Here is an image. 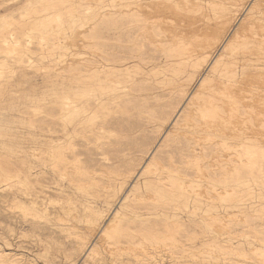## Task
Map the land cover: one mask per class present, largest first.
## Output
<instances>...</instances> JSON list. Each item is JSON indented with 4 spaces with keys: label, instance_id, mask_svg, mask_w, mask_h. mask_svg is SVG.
<instances>
[{
    "label": "bare ground",
    "instance_id": "6f19581e",
    "mask_svg": "<svg viewBox=\"0 0 264 264\" xmlns=\"http://www.w3.org/2000/svg\"><path fill=\"white\" fill-rule=\"evenodd\" d=\"M46 1L0 34L58 49L0 150V218L56 244L7 228L0 264H264V0Z\"/></svg>",
    "mask_w": 264,
    "mask_h": 264
},
{
    "label": "rangeland",
    "instance_id": "374dc122",
    "mask_svg": "<svg viewBox=\"0 0 264 264\" xmlns=\"http://www.w3.org/2000/svg\"><path fill=\"white\" fill-rule=\"evenodd\" d=\"M4 2L5 5L1 6L0 7V34L3 35L8 28H11L12 26L16 29H19V28H30L29 26H32V25H25L23 22L25 20V16L26 15H29L32 14L33 12H38L42 5L47 3L46 0H41V2H39V0H19V1H16L14 3H11L10 0H0V3ZM45 1V2H44ZM35 2H38L40 4L37 3L35 4V8H34V3ZM29 3V4H27ZM33 3V5H32ZM32 6H31V5ZM30 6V7H29ZM39 6V7H38ZM29 7V8H28ZM36 10H33V8ZM38 7V8H37ZM37 8V9H36ZM21 12V13H20ZM26 12H29L28 14ZM25 14L24 16L22 14ZM21 14V15H20ZM22 16V17H21ZM88 16V15H87ZM7 35V34H5ZM17 35H21L20 33H17ZM50 36H53V37H56V38H60L62 37V32L59 31L58 29L53 31V33H51ZM61 40V39H60ZM62 41V40H61ZM28 44V49L27 51H24L22 52L24 54V56L21 54V53H17V52H13V50H11L10 48V53H8L9 51H7V47H3L1 48L2 50L0 51V53H2V56L0 54V56L3 58L4 56H9V55H13L16 56V58L14 59V56H13V59L11 56L7 57L5 60L1 58L0 60V63L2 65H0L1 68H3L2 70V76H1V80L0 82V109H1V112H0V123L2 125V123L4 122L6 124V122H8L6 125H4V129L2 128L3 125L1 126L0 125V150L2 149V151H0V153L2 154H10V151L11 149L14 147V144L17 140V137L19 136V134H21V132H26L27 129H28V115L26 114L25 110V106L27 104H29V102L33 99V98H40L42 96V78H43V75H44V70L47 66H50L52 65L54 58L56 57L57 58V53H58V49H54L55 51V55L53 56L52 53H50L51 51H47L46 50H41L38 46H36L34 43H30V42H27ZM6 49V51H4ZM47 51V52H46ZM52 50V52H54ZM6 52V53H5ZM27 52V53H26ZM57 52V53H56ZM26 53V55H25ZM43 53V54H42ZM49 53V55L51 54V57L48 55L47 57V54ZM4 54V56H3ZM16 54V55H15ZM19 54V55H17ZM57 54V55H56ZM28 55H29V58L32 57L33 59L30 58V61L28 60ZM41 55V56H40ZM25 59V61H23ZM9 60V61H8ZM28 60V61H26ZM5 61V62H4ZM14 63L12 64L10 67H8L11 63ZM26 62V65L24 63H21V62ZM30 62V64H29ZM33 62V63H32ZM49 62V65L47 64ZM7 65H6V64ZM10 63V64H8ZM32 64V65H31ZM4 65V67H2ZM36 66V69H35V66ZM25 66V68H23ZM32 66V67H31ZM34 66V67H33ZM13 68V69H12ZM22 68V69H21ZM12 69V70H11ZM15 69V70H14ZM44 69V70H43ZM14 70V71H13ZM36 70V71H35ZM13 71V73H12ZM43 71V72H42ZM22 75V76H21ZM11 76V77H10ZM4 77V79L2 80V78ZM10 78V79H9ZM8 83V84H7ZM24 83V85H23ZM10 85V86H9ZM39 85V86H38ZM2 87V88H1ZM5 87V89H4ZM4 89V90H3ZM40 90V91H39ZM3 91V92H2ZM18 92V93H17ZM2 94V95H1ZM4 94V95H3ZM7 95V97H6ZM13 96V97H12ZM26 97V98H25ZM9 99V101H7ZM14 99V100H13ZM16 100V101H15ZM15 103V104H14ZM24 103V104H23ZM11 104H12V107H11ZM18 104V105H17ZM15 105V106H14ZM14 107L16 108V111L14 109ZM20 108V109H18ZM8 109V110H6ZM11 109V110H10ZM4 110V111H2ZM20 110V111H19ZM6 112V114H9V115H6L4 112ZM4 113V114H3ZM11 115V116H10ZM13 116V117H12ZM11 117V118H10ZM13 118V119H12ZM10 119V123H9V120ZM2 120H4L2 122ZM24 122V124H23ZM17 123V124H16ZM19 124V125H18ZM7 126V127H6ZM12 128V129H10ZM16 128V129H15ZM5 130V131H4ZM16 130V131H15ZM2 131V132H1ZM8 135V136H7ZM10 135V137H9ZM16 137V139H15ZM11 139V140H10ZM10 140V141H9ZM12 144V145H11ZM5 145V146H4ZM10 145V146H9ZM4 147V148H3ZM6 148V149H5ZM6 151V152H4ZM8 151V152H7ZM7 220V221H6ZM4 221V222H3ZM0 234L3 233L5 235L8 236V234L11 232V231H8L7 228H12L13 229V236L15 238L12 239V241H10V243H13V244H22V245H25V246H28L29 244H40V246H45L47 248H50V245L51 247H53L55 244H56V241L52 240L50 241V238L46 237L44 234L42 233H38L37 235V232H32V231H24V230H18L19 228L17 226H15L14 222H11L8 220V218L6 219H2L0 218ZM6 222V223H5ZM5 224V225H4ZM8 224V225H7ZM5 230H4V229ZM7 231V232H6ZM18 231V232H17ZM6 232V233H5ZM8 233V234H7ZM17 236V234H19ZM22 233V234H21ZM31 233V235H30ZM41 234V235H40ZM31 237H30V236ZM16 236L18 237L16 240ZM34 238H33V237ZM21 237V238H20ZM26 237V238H25ZM38 237V238H37ZM43 239H42V238ZM12 238V237H11ZM20 238V239H19ZM33 238V239H32ZM37 239H38V242H37ZM40 239V240H39ZM48 239V240H47ZM33 241V242H30V241ZM42 240V241H41ZM36 242V243H35ZM50 243V244H49ZM52 243V244H51ZM1 244V242H0ZM49 244V246H48ZM54 244V245H53ZM187 246V245H186ZM18 250V249H17ZM21 249H19L18 251H20ZM176 251V250H175ZM179 251V253H174V254H171L170 253H166L167 251H162L159 255H157V260L155 262V264H176V262L178 264H185V262L187 264H197V262H193V261H196L194 259L193 256H191L190 254L187 255V252H182L180 250H177ZM184 253L187 257L185 259V257L182 256V253ZM108 252H102L100 254H98L96 257H95V263L96 264H111L113 261V258L110 254H106ZM165 253V254H163ZM162 254V255H161ZM167 254V255H166ZM176 254V256H175ZM100 255V256H99ZM107 255V256H105ZM164 255V256H163ZM169 256H172V257H169ZM175 256V257H174ZM103 257V258H102ZM107 257V258H106ZM162 257H165V258H162ZM174 257V258H173ZM108 258L110 259V262L108 260ZM132 258V257H131ZM163 260H162V259ZM167 258V259H166ZM172 258V259H171ZM180 258V259H179ZM191 259V260H188ZM165 259V260H164ZM177 259V260H176ZM103 260V261H102ZM171 260V261H170ZM175 260V261H174ZM185 260H188V261H185ZM223 260V261H222ZM97 261V262H96ZM166 261V262H165ZM169 261V262H168ZM184 263H183V262ZM190 261V263H189ZM197 261H200L197 259ZM224 261L225 264H228L227 262H229V264H231V262L233 263L232 260H229V259H220L219 260V264H224ZM252 261V260H251ZM104 262V263H102ZM138 261L135 262H131L132 264H136ZM193 262V263H191ZM223 262V263H221ZM129 263V264H131ZM143 264L142 262H138L137 264ZM144 264H147V263H144ZM148 264H153V263H148Z\"/></svg>",
    "mask_w": 264,
    "mask_h": 264
}]
</instances>
